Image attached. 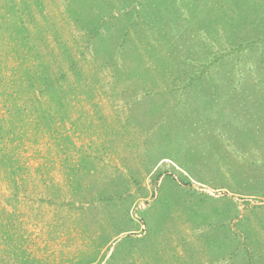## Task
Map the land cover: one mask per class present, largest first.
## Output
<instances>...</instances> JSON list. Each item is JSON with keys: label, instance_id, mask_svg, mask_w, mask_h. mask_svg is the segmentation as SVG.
I'll return each instance as SVG.
<instances>
[{"label": "rangeland", "instance_id": "obj_1", "mask_svg": "<svg viewBox=\"0 0 264 264\" xmlns=\"http://www.w3.org/2000/svg\"><path fill=\"white\" fill-rule=\"evenodd\" d=\"M0 264H264V0H0Z\"/></svg>", "mask_w": 264, "mask_h": 264}]
</instances>
